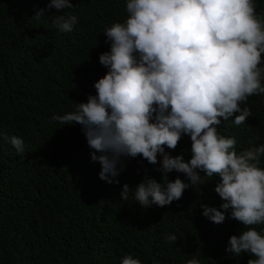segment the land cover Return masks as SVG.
<instances>
[{
	"label": "trees",
	"instance_id": "16d2710c",
	"mask_svg": "<svg viewBox=\"0 0 264 264\" xmlns=\"http://www.w3.org/2000/svg\"><path fill=\"white\" fill-rule=\"evenodd\" d=\"M74 9H47L42 21L32 20L50 0H0V134L24 141L17 154L0 139V264H120L132 254L141 264H248V254L225 252L230 236L244 226L227 218L217 225L203 217L200 205L216 207L218 177L186 189L179 201L143 209L132 194L122 200V185L134 191L145 175L161 182V174L140 157L126 161L119 184L92 179L90 149L80 126L51 123V117L74 109L95 95L93 84L106 73L98 57L108 50L102 34L127 18L125 0H70ZM255 13L264 16V0H255ZM75 15L71 33H60L53 20ZM264 67V53L261 64ZM264 85V73L261 79ZM263 96V97H262ZM262 97L260 103L259 100ZM251 116L235 126L221 120L217 131L236 139L237 153L264 145V95L248 97ZM170 156L191 159V141L183 136ZM160 157H158V160ZM264 169V154L260 157ZM203 176V173H201ZM175 171L168 180L177 177ZM259 232L264 224L255 225ZM165 234L177 236L166 242Z\"/></svg>",
	"mask_w": 264,
	"mask_h": 264
},
{
	"label": "clouds",
	"instance_id": "9594fccd",
	"mask_svg": "<svg viewBox=\"0 0 264 264\" xmlns=\"http://www.w3.org/2000/svg\"><path fill=\"white\" fill-rule=\"evenodd\" d=\"M127 18L103 30L107 51L98 57L106 73L94 82L95 95L75 103L72 111L54 114L50 122L80 126L90 149L87 174L78 182L84 205V188L92 179L119 184L126 161L140 157L161 174V182L147 175L130 191L122 185L121 198L132 194L147 209L179 201L190 187L218 177L214 191L223 201L216 207L200 205L211 223L227 218L244 226L229 237L226 253L248 254V264H264V145L237 153L234 137L218 133L221 120L235 126L251 116L248 97L264 95V16L255 13V0H125ZM47 9H74L70 0H50L32 20L42 21ZM53 27L71 33L75 15L53 16ZM263 97V96H262ZM259 100V103L262 99ZM191 141V159L170 156L183 136ZM16 153L24 141L0 134ZM158 157L160 159L158 160ZM175 171L183 174L168 180ZM203 173V176L201 175ZM166 242L177 236L165 234ZM120 264H141L125 254ZM187 264H200L196 258Z\"/></svg>",
	"mask_w": 264,
	"mask_h": 264
}]
</instances>
